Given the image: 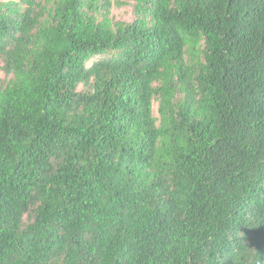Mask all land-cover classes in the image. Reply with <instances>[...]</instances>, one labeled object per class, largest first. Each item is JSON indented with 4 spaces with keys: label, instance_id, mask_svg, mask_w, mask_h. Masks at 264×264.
I'll return each instance as SVG.
<instances>
[{
    "label": "trees",
    "instance_id": "obj_1",
    "mask_svg": "<svg viewBox=\"0 0 264 264\" xmlns=\"http://www.w3.org/2000/svg\"><path fill=\"white\" fill-rule=\"evenodd\" d=\"M0 72V264H264V0H0Z\"/></svg>",
    "mask_w": 264,
    "mask_h": 264
},
{
    "label": "rangeland",
    "instance_id": "obj_2",
    "mask_svg": "<svg viewBox=\"0 0 264 264\" xmlns=\"http://www.w3.org/2000/svg\"><path fill=\"white\" fill-rule=\"evenodd\" d=\"M5 1V0H4ZM112 15L116 19H122L130 21L133 19L132 5L131 3L122 5L120 7H114L112 9ZM0 76H3L2 72H0ZM154 113L157 114V105L154 104Z\"/></svg>",
    "mask_w": 264,
    "mask_h": 264
}]
</instances>
